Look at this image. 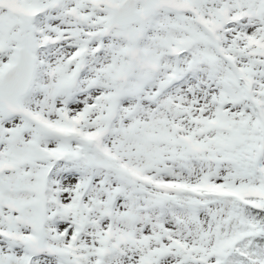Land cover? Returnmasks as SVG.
<instances>
[{
    "label": "snow or ice",
    "instance_id": "snow-or-ice-1",
    "mask_svg": "<svg viewBox=\"0 0 264 264\" xmlns=\"http://www.w3.org/2000/svg\"><path fill=\"white\" fill-rule=\"evenodd\" d=\"M0 264H264V0H0Z\"/></svg>",
    "mask_w": 264,
    "mask_h": 264
}]
</instances>
